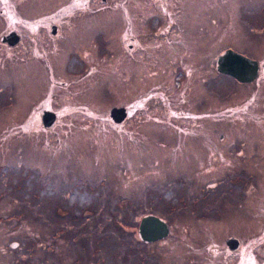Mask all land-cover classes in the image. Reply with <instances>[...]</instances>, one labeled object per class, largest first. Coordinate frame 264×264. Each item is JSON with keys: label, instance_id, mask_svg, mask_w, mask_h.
Returning a JSON list of instances; mask_svg holds the SVG:
<instances>
[{"label": "flooded vegetation", "instance_id": "1", "mask_svg": "<svg viewBox=\"0 0 264 264\" xmlns=\"http://www.w3.org/2000/svg\"><path fill=\"white\" fill-rule=\"evenodd\" d=\"M12 1L0 0V55L12 49H17L21 55L18 84L21 110L16 117L20 140L25 141V132L32 130L34 145L40 146L38 151L42 164L38 163L29 180L24 178L21 169L17 175H11L1 182L3 192L9 194L10 189L15 187L19 191V201L24 202L27 184L30 189L54 190L49 199L51 219L55 222L56 230L58 217L68 218L71 213L82 212L89 220H95L89 230L93 232L92 235H95L94 228L101 229L103 224L108 225L123 218L127 220V217L133 224L130 225L131 228H124L121 232H128L140 245L139 248H148L147 257L154 255L155 248H166L170 239L178 243L183 241L180 236L176 237L164 218L167 213L166 208L162 210L161 201L151 202L145 198L143 202L131 199L129 205L122 206L121 200H126L127 197L107 198V185L101 177L97 179L99 190L95 192V202L78 201L73 205L75 210L72 211L69 200L85 198L77 196L72 199L70 189L80 181L89 183L91 180L82 177L79 180L62 178L58 181V177L66 170V167L61 170V165L79 155L78 149H72L70 142L76 138L68 136L70 128L66 129L65 126L69 125L70 118L75 124H97L102 127L104 135H116L129 142L135 140L132 136L138 127L146 128V132L136 133L148 138L154 130L164 131L163 149L177 158L179 165L181 151L190 141L196 140V136L199 137L197 129L202 124L208 123L210 128L212 125L215 127L218 120L235 122L244 119L253 123L263 121L264 104L261 98L264 86V46L259 52L258 47L256 49L253 44H258L260 40L264 44L258 25L264 18V0H259L257 11L252 13L248 12L250 0H61L60 4L45 11L30 0H20L18 5L21 10L18 7L16 9L20 15L9 12ZM223 2L231 5L236 2L239 5V11L236 10L233 12L234 17L231 16L233 30H230L242 47L225 46L214 52L217 7ZM94 17H98L99 23H103L105 17H108L111 23H117L116 27L121 26L127 30H131L133 26V77L138 74L141 81L148 80L149 83L146 90L134 91L133 97L131 95L128 100L111 104L101 114L94 110V105L102 98L103 75L99 70H94V66L103 63L102 40L96 38L77 46L76 40L68 36L75 30L78 22ZM126 40L127 38L123 39ZM63 44L67 46L63 47ZM129 48L128 52L131 51ZM226 51L231 53L223 65L224 71H219L218 59ZM236 55L246 60H240ZM72 57L80 65L69 66V59ZM23 58L27 59V66L34 67L33 71L25 69ZM248 60L252 63H248ZM218 78H226L228 85L231 83L225 93L218 94L216 101L218 92L211 81L217 83ZM235 83L240 85L235 86ZM7 84L0 75V98L14 91ZM200 85H204L211 93L204 91L202 96ZM236 87L243 88L239 94L242 98L234 103L230 99ZM208 101L212 102L208 104ZM81 127L84 128L83 125ZM82 128L76 133L80 140L84 137ZM259 141L264 146V136ZM58 143H63L66 149L58 150ZM235 143L245 145L246 142ZM42 146H50V150L42 151ZM232 149L228 150L229 153H232ZM226 154L207 155L209 158L199 155L190 164H186L188 160H185V169L197 170L203 161L204 167L210 168L212 175L205 181V186L201 189L203 193L199 191L193 197V203H199L202 212L192 214L194 220L181 213L183 224L187 219L201 221L203 224H217L225 219L222 204L229 209L231 203H234L232 195L238 193V189L243 192L251 189L254 192L264 185V170L260 167L264 164V149L253 148L247 156L235 151L231 155L234 159L232 162L225 166L224 160H220L219 165L215 156L222 159ZM22 161L25 162L23 154ZM59 183L62 185L59 186ZM58 198L64 201L65 208L58 207ZM250 198L241 199L240 205L238 204L243 211L242 216L245 209L247 211L246 221L247 214L252 209L246 208L245 203ZM262 211L264 216V204ZM149 215L165 222V236L149 240L140 237V221ZM75 217L78 215L75 214ZM212 229L207 228V233H211ZM241 232H227L208 240L202 239L198 248H203L204 245V248L210 249L209 264H264V220L257 227H243ZM152 233L158 234L159 230H152ZM95 242L97 247L90 250L91 260L87 264L120 263L121 257L118 253L116 257L114 255L117 251L115 248L102 244L99 238ZM6 248L23 246L12 242ZM76 249L64 248L58 251L54 248L53 263L59 264L66 259L68 264H73L74 261L81 264L75 255ZM133 249L136 251V248ZM38 257L45 264H52L38 250L33 255L34 261H29L28 264H42ZM203 257L202 261H205L207 254Z\"/></svg>", "mask_w": 264, "mask_h": 264}, {"label": "rangeland", "instance_id": "2", "mask_svg": "<svg viewBox=\"0 0 264 264\" xmlns=\"http://www.w3.org/2000/svg\"><path fill=\"white\" fill-rule=\"evenodd\" d=\"M19 1H12L13 5L10 6L9 12L18 13L16 9L21 10L18 5ZM30 1L42 8L43 11L61 3V0ZM258 3L259 0H250L251 7L248 8V12H256ZM236 10L239 11V5L236 2L233 5L229 2L218 4L214 52L220 51L225 46H236L241 49V43L234 38L230 30L231 28L233 30L231 16L234 17L233 12ZM18 14L20 15V13ZM116 25L117 23H111L108 17H105L103 23L98 22V17L86 18L78 22L75 30L68 35L76 40L77 46L85 45L89 40L96 38L102 40L103 63L94 66V70H99L103 75L104 82L101 89L102 98L94 105V110L99 114L115 102L130 99L131 95L133 97L134 91L146 90L149 84L148 80L141 81L138 74L133 77V51L135 49H133V26L131 30H127V28L116 27ZM258 25L260 26L259 34L264 39V18ZM1 26L0 23V28ZM16 26L19 25L16 24ZM241 27L244 28V25ZM248 27L250 26L248 25ZM124 38L127 40L123 41ZM66 46L63 44V47ZM253 46L256 49L258 47V51L261 52L264 44L260 40ZM127 48L131 51L128 52ZM20 59L21 55L17 49L0 55L1 79L14 89L0 98V264H28L29 261H34L33 255L36 250L40 251V255L46 257L48 262L55 264L53 263L54 248H57L58 251L64 250V248H77L75 252L77 261L87 264L91 260L90 250L97 247L96 238H99L102 244L112 246L117 250L114 255L116 257L118 253L121 257L119 264H162V262L164 264H203L204 262L209 264L211 263L209 261L210 249L204 248V245L203 248H198L202 244V239L208 240L227 232L242 233L243 227H247V229L257 227L264 220L262 211L264 185L255 189L254 192L251 189L245 192L238 189V193L232 195L234 203H231L229 209L225 207L224 203L222 204L225 219L218 221L217 224L210 222L203 224L201 221L196 222L188 219L183 224L180 219L181 213H185L193 219L192 214L202 212L201 205L193 203V197L199 191L203 193L201 189L204 188L205 181L212 175L210 168L204 167L203 161L197 170L185 169V160H188L186 164H190L199 155L207 157V155L227 153L222 159L215 156L219 165L220 160H224L226 166L234 160L231 155L235 151L247 156L253 148L264 149L259 141V138L264 136V120L259 123L244 119L235 122L218 120L215 127L212 125L210 128H208V123L202 124L197 129L199 137L196 136V140L190 141L181 151L182 156L178 165L177 158L163 149L164 131L154 130L152 136L148 138L136 133L146 132V128L138 127L132 136L135 140L129 142L119 139L116 135L108 133L104 135L100 125L75 124L70 118V123L65 128H70L69 137L76 138L70 142L72 149H78L79 155L66 160L61 165L60 169L63 170L66 167V170L58 177V181L60 182L62 178L79 180L84 177L91 182L80 181L70 189L72 199L82 196L86 200H69V208L74 211L73 205L78 201L81 203L95 202L97 198L95 192L99 190L97 179L101 177L107 185V198L123 199L127 197L126 200H121L122 206L129 205L131 199L143 202L145 198L151 202L161 201V208L162 210L166 208L165 213H167L164 218L170 224L176 237L180 236L183 241L178 243L170 239L166 248H155L154 255L147 257L146 250L148 248H139L140 245L132 239L128 232H121L124 228H131L130 225L133 224V221L126 217L127 220L123 218L110 222L108 225L103 224L101 229L94 228L95 235H92L93 232H89V230L95 220H89L82 212L71 213L68 218L58 217L56 230L55 222L51 219L49 199L54 190L49 188L30 189L27 184L25 188L26 200L23 202L22 198V201H19L20 195L17 188L12 187L9 194L4 193L1 188V182L9 179L11 175H17L21 169L24 172V178L27 177L29 180L34 175L38 163L42 164L38 151L40 146L34 145L32 130L28 129L25 132V141L20 140L19 123L16 118L21 110L18 89ZM23 60L25 69L33 71L32 65H26L28 64L27 59L23 58ZM78 65L80 63L75 57L69 59V66L77 67ZM204 69L207 70L205 65ZM125 78L128 80L124 81ZM211 83L217 89L218 93L215 98L217 101L218 94L225 93L231 82L228 85L226 78H218L217 83L213 80ZM237 85L240 84L235 83V86ZM200 88L202 96L204 91L211 93L204 85H200ZM242 89L240 87L234 89L230 99L232 102L236 103L241 100L242 97L239 94ZM261 101L264 104V86L262 87ZM211 102L208 101V104ZM83 104L87 107L85 103ZM220 105L223 106L221 103ZM81 128L84 133L82 140L76 134ZM157 133L158 135H156ZM235 142L246 143L242 145ZM57 148L58 150L66 149V146L63 143H58ZM231 148H233L232 153H229L228 150ZM47 149L50 150V146L41 147L42 151ZM22 154L25 156V162L22 161ZM46 164L48 165V160ZM260 167L264 170V164ZM60 185L62 184L59 183ZM244 198H250L245 203V207L252 209L247 214V221L245 220L246 209L242 216L243 211L238 206L241 199ZM58 207L65 208L61 198H58ZM75 214L78 217H75ZM85 214L88 216L86 211ZM118 223L122 227H119ZM207 228H213L212 232L207 233ZM12 242H18L23 248H6V245H10ZM132 245L136 251L131 247ZM205 254H207V258L202 261ZM38 261L45 264V261L40 257H38ZM59 264L68 263L66 259H63ZM73 264H77L76 261Z\"/></svg>", "mask_w": 264, "mask_h": 264}, {"label": "water", "instance_id": "3", "mask_svg": "<svg viewBox=\"0 0 264 264\" xmlns=\"http://www.w3.org/2000/svg\"><path fill=\"white\" fill-rule=\"evenodd\" d=\"M231 51H226L223 55H221L218 59V70L224 71V63L226 62V58H229V54ZM235 57L239 58L240 60H246L245 58L236 55ZM248 63H252L248 60ZM221 64V66H220ZM159 230L158 234H153L152 230ZM139 234L142 239L149 240L152 237H161L167 234V226L165 222L154 215L145 216L141 219L139 224ZM153 234V235H152Z\"/></svg>", "mask_w": 264, "mask_h": 264}]
</instances>
